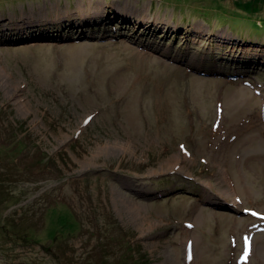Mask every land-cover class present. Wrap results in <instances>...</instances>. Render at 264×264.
<instances>
[{"label": "rangeland", "instance_id": "rangeland-1", "mask_svg": "<svg viewBox=\"0 0 264 264\" xmlns=\"http://www.w3.org/2000/svg\"><path fill=\"white\" fill-rule=\"evenodd\" d=\"M79 1L161 28L0 38V264H264V0H0V28Z\"/></svg>", "mask_w": 264, "mask_h": 264}, {"label": "bare ground", "instance_id": "bare-ground-1", "mask_svg": "<svg viewBox=\"0 0 264 264\" xmlns=\"http://www.w3.org/2000/svg\"><path fill=\"white\" fill-rule=\"evenodd\" d=\"M116 3L115 4L113 3L111 6L106 7L105 4L99 3V2L98 3L94 2V4H93V2L84 3L82 1H79L77 3L76 7L73 8V10H71V11L66 10V9L63 10L59 5L55 6L53 9L51 6L49 8H46V10L40 11L36 17H34V11L40 10V9L32 10L31 12L27 11L28 12L27 15L29 16V18H33V19H30V21H25V22L19 21V23H21L20 25H18L19 28L15 26V28L13 29L12 27H10V25H11L10 23H9V25L7 24L5 27H1L0 28V38L4 37L5 39L6 38L7 39H10V38L24 39V38H29V37L31 38V37L38 36V38H44L45 39V38L52 36L51 32L47 33V31H49L51 29V27L56 25V24L58 25L56 30L60 28V30H63L65 32L66 31H72V30L74 31V30H76V28L83 26V27H86L84 29L85 31L87 30L86 32L92 33L94 31L89 30L91 25H94L96 27H98L97 25H101L102 27L103 26L106 27V26H108V24H112L111 21H114L115 23L119 22L120 24L126 23V24L134 25V24H132V20L134 18H137L138 21L135 20L136 23L141 24V27L147 33L148 32L153 33V32H155V29L159 30V28H161L159 26L160 24H158V23H160V20L157 17H151V20H148L151 23L153 21H154V23H157L158 26H157V24L152 25L153 27L155 26L156 28H151L152 26H150V25L147 26V25L143 24L144 22H147V20H146L147 10L145 11L141 7L137 8L136 6H132L129 2H128L129 5L116 4ZM140 13H142L143 16H141ZM163 24L166 25L165 22H163ZM9 28L13 32L10 31ZM178 28H180V26L177 28H174V30L175 29L177 30ZM203 29H204L203 25L201 26V24H198L197 26L189 27L187 30L188 33L186 34L187 35L186 38H189V37L191 38V37H194L195 35L204 36V30ZM81 32L82 33H79V34H85V36L88 35V33H85L84 31H81ZM167 32H170V29H167ZM111 34H115V33L112 32ZM53 35L55 37L59 36L58 33H56V32ZM133 35L138 37L136 35V31L133 32ZM99 37H100V34L94 35V39H98ZM218 37L223 38L222 36H218ZM257 37H259V36L257 35ZM211 38L217 39V37H211ZM127 39H130V38L128 37ZM190 40H192V39H190ZM249 40H251V39H249ZM143 46L145 48H154L153 46L146 47V44H143ZM142 51L143 50H141L140 53H142L143 55L147 54V52H142ZM155 53L157 55H159L158 58L162 59V60H160V62L162 61L163 63H167L166 59H168V57H167L166 51H164L162 49H157V52H155ZM239 61L242 63V60H239ZM228 127H229V125H228ZM223 133L224 132L221 133V135H220L221 137L218 138V141H219V139L222 141L226 137V135H224ZM224 143L225 142H222L220 144V146L212 145L209 149L210 156L215 157L214 160H216L221 165H223L226 162V158L228 156V153L225 152L226 148L221 149V148H223ZM176 161H178V158H175L173 164L177 163ZM166 165L170 166L171 163L166 162ZM233 199L235 200V198H233Z\"/></svg>", "mask_w": 264, "mask_h": 264}, {"label": "trees", "instance_id": "trees-1", "mask_svg": "<svg viewBox=\"0 0 264 264\" xmlns=\"http://www.w3.org/2000/svg\"><path fill=\"white\" fill-rule=\"evenodd\" d=\"M242 5V4H241ZM254 39V38H253ZM252 40V39H251ZM254 40H256V39H254ZM264 40V39H263ZM253 41V40H252ZM59 211V214L58 215H60L61 214V211L62 210H58ZM60 217V216H59ZM131 245V244H130ZM130 245H127L128 246V248H130Z\"/></svg>", "mask_w": 264, "mask_h": 264}, {"label": "snow or ice", "instance_id": "snow-or-ice-1", "mask_svg": "<svg viewBox=\"0 0 264 264\" xmlns=\"http://www.w3.org/2000/svg\"><path fill=\"white\" fill-rule=\"evenodd\" d=\"M247 256V250H246V252H245V257Z\"/></svg>", "mask_w": 264, "mask_h": 264}]
</instances>
